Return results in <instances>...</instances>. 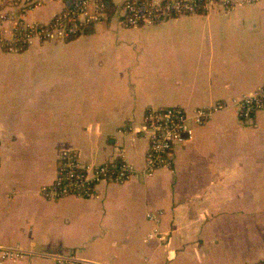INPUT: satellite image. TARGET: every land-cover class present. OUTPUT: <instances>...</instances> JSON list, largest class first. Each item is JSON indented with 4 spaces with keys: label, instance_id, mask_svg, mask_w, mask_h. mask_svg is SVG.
I'll return each instance as SVG.
<instances>
[{
    "label": "crops",
    "instance_id": "0c3cea01",
    "mask_svg": "<svg viewBox=\"0 0 264 264\" xmlns=\"http://www.w3.org/2000/svg\"><path fill=\"white\" fill-rule=\"evenodd\" d=\"M37 1L31 21L68 4ZM118 16L71 41L0 48V264L264 261V110L251 126L231 104L264 84V0L132 28ZM218 101L229 105L174 148L173 165L146 176V111ZM64 149L94 164L123 154L138 173L93 198L50 200L41 188ZM151 212L163 241L148 238Z\"/></svg>",
    "mask_w": 264,
    "mask_h": 264
},
{
    "label": "built area",
    "instance_id": "2783aa9c",
    "mask_svg": "<svg viewBox=\"0 0 264 264\" xmlns=\"http://www.w3.org/2000/svg\"><path fill=\"white\" fill-rule=\"evenodd\" d=\"M259 0H124L113 15L119 14L125 28L156 25L181 15L203 14L211 11H233L239 6ZM41 4L37 0H3L0 9V48L6 51H24L37 43L67 41L83 34L87 27L107 21L109 13L106 0H72L50 21L28 19V12ZM238 116L247 124H256L257 113L264 110V84L255 91L231 101ZM228 101L198 107L192 114L178 106L149 108L144 115V132L148 134L149 149L144 174L153 176L160 168L173 165L172 152L184 141L191 139L195 126L206 124L218 111L224 110ZM55 179L41 188V194L50 200L64 197L89 199L97 196L98 186L103 182L121 183L137 175V168L123 154L107 162L83 163L71 150L58 155ZM156 226L149 239L165 240L159 223V213H148ZM4 258H18L23 254L16 247H1ZM68 260H77L68 256ZM82 264H105L81 260ZM264 264V261L254 263Z\"/></svg>",
    "mask_w": 264,
    "mask_h": 264
},
{
    "label": "trees",
    "instance_id": "16d2710c",
    "mask_svg": "<svg viewBox=\"0 0 264 264\" xmlns=\"http://www.w3.org/2000/svg\"><path fill=\"white\" fill-rule=\"evenodd\" d=\"M72 0H68V3H70ZM107 2V6H108V9H109V13L110 15L112 16L114 13H115V10H116V6L115 4L113 3L112 0H106ZM89 31V30H88ZM74 39V38H73ZM73 39H69L67 41H71Z\"/></svg>",
    "mask_w": 264,
    "mask_h": 264
}]
</instances>
